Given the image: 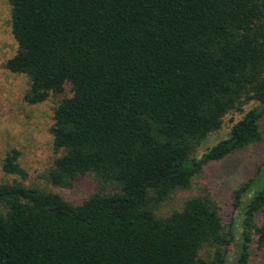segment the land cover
<instances>
[{
    "label": "trees",
    "instance_id": "trees-1",
    "mask_svg": "<svg viewBox=\"0 0 264 264\" xmlns=\"http://www.w3.org/2000/svg\"><path fill=\"white\" fill-rule=\"evenodd\" d=\"M23 100L61 96L49 129L54 188L0 183V264H224L232 230L207 194L159 214L211 163L261 141L264 0H6ZM227 137L197 152L229 112ZM19 153L2 170L26 176ZM264 166V165H263ZM246 203L235 264L264 248V176ZM254 179L234 191V207ZM260 216V221L258 217ZM232 224H230L231 226Z\"/></svg>",
    "mask_w": 264,
    "mask_h": 264
},
{
    "label": "rangeland",
    "instance_id": "rangeland-1",
    "mask_svg": "<svg viewBox=\"0 0 264 264\" xmlns=\"http://www.w3.org/2000/svg\"><path fill=\"white\" fill-rule=\"evenodd\" d=\"M16 49L10 27V5L6 0H0V183L16 180L25 186L59 192L66 200L79 203L93 190L94 183L91 179L78 181L72 189L54 188L47 180L53 160L59 155L53 150L49 131L53 123V109L61 96L70 95V88L67 85L61 96L51 95L42 103L27 104L23 96L28 88V79L22 74L10 72L4 66L15 55ZM256 106L257 102H249L242 112L227 113L222 119L221 128L207 138L199 148L197 157L227 137L232 125ZM259 124L262 138L258 144L206 166L193 178L188 189L176 192L158 211L159 214H166L179 209L182 202L190 196L209 195L218 205L224 226L230 227L233 233V241L227 248L224 264H235L242 238L244 207L255 190L260 168L261 176H264V116ZM12 150L19 153L18 163L25 171L24 178L8 175L2 170L3 160ZM251 179L254 181L250 184V190L241 197L240 207L235 208L234 191ZM258 220L260 221V216ZM249 257L250 264H264V248H258L252 241Z\"/></svg>",
    "mask_w": 264,
    "mask_h": 264
}]
</instances>
